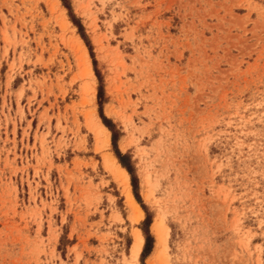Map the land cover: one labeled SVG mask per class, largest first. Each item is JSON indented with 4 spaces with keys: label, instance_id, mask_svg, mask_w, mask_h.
Returning a JSON list of instances; mask_svg holds the SVG:
<instances>
[{
    "label": "rangeland",
    "instance_id": "obj_1",
    "mask_svg": "<svg viewBox=\"0 0 264 264\" xmlns=\"http://www.w3.org/2000/svg\"><path fill=\"white\" fill-rule=\"evenodd\" d=\"M65 2L100 100L60 0H0V264H264V0Z\"/></svg>",
    "mask_w": 264,
    "mask_h": 264
},
{
    "label": "trees",
    "instance_id": "obj_2",
    "mask_svg": "<svg viewBox=\"0 0 264 264\" xmlns=\"http://www.w3.org/2000/svg\"><path fill=\"white\" fill-rule=\"evenodd\" d=\"M60 2H61V5L67 10V15L69 17L70 22L76 28L78 36L83 41V43H84V45H85V47H86V49L88 51V55H89V58L91 60L92 69H93V72H94V75H95V77L97 79V84H98L97 85V94H96V97H97L98 100H100L101 99V95H102L101 80H100V77L98 76V74H97V72L95 70L96 62L94 60L91 47L88 44V42H87V40H86V38H85V36L83 34L82 27L77 22V20H75L73 18L72 14H71V10H70L69 6L67 5V3L65 2V0H60ZM98 116H99V119H100L102 125L111 134L110 140H111V146L113 148L114 157L116 158L118 164L128 174L129 179H130V186H131L132 196H133L134 200L137 202V204H140L139 197H138L137 190H136V187H137V185H136V178H135V176L133 174L132 168H131V166H129L128 164L125 163V158L127 156L119 154V152L115 149V141H116L115 132H114V130H113L110 122L101 115L100 104L99 103H98ZM147 222L148 221H146V219H145L144 224H147ZM141 232H142V235H143L144 244H143L142 251L140 253V260H142L148 254V252L150 251V244H151V237H150L147 229L141 228Z\"/></svg>",
    "mask_w": 264,
    "mask_h": 264
},
{
    "label": "bare ground",
    "instance_id": "obj_3",
    "mask_svg": "<svg viewBox=\"0 0 264 264\" xmlns=\"http://www.w3.org/2000/svg\"><path fill=\"white\" fill-rule=\"evenodd\" d=\"M58 3V1H57ZM78 43V42H77ZM82 47V46H81ZM80 48V47H79ZM84 50V49H83ZM89 63V62H88ZM90 71V70H89ZM92 73V72H91ZM91 75V74H90ZM92 113V112H91ZM92 118V117H91ZM99 128V127H98ZM108 133V131L106 130L105 127H103L100 124V129L98 132V135H103ZM103 138V137H102ZM101 138V139H102ZM106 138V137H105ZM104 138V139H105ZM99 140V139H98ZM107 144V143H106ZM129 145V144H128ZM106 146V145H104ZM107 147V146H106ZM106 158V157H105ZM107 162V168L112 172V174L115 176V178L118 180V184H120L124 189L127 190V199H128V203L130 205V207L132 208V220L134 221H139L142 216L143 213L141 211V209L138 207V205L135 203L131 193L128 191V174L126 173V171L117 163L116 159L114 156L109 155L106 160ZM106 166V165H105ZM110 173V172H109ZM111 174V173H110ZM115 179V180H116ZM149 181H147L148 183ZM150 184V183H149ZM150 195L146 194V196L148 197ZM145 196V195H144ZM162 218V217H161ZM152 231L154 232L156 239L158 241V245L161 246V248H165V244L167 241V236H168V232H167V227L163 224L162 219H160L159 221H157L153 226H152ZM142 243H143V238L140 234V231L136 230V232L134 233L133 236V244L131 247V256L132 258H137L141 247H142ZM160 255V254H159ZM162 255V254H161ZM160 255V256H161ZM164 256V255H163ZM154 257V256H153ZM161 258V257H160ZM160 258H158V260H161ZM155 261V260H154ZM159 263V261L157 262ZM167 264V263H166Z\"/></svg>",
    "mask_w": 264,
    "mask_h": 264
}]
</instances>
